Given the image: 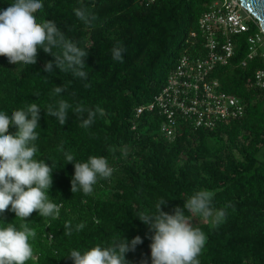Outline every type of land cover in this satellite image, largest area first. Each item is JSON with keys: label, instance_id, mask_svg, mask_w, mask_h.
I'll return each mask as SVG.
<instances>
[{"label": "trees", "instance_id": "1", "mask_svg": "<svg viewBox=\"0 0 264 264\" xmlns=\"http://www.w3.org/2000/svg\"><path fill=\"white\" fill-rule=\"evenodd\" d=\"M212 1L41 0L44 9L36 14L38 22L55 21L66 38L88 49L86 80L61 73L55 65L54 75L44 72L45 62H54V57L42 49H38L37 63L27 68L0 56V111L11 114L31 102L41 107L36 159L54 166L48 195L62 205L57 219L37 212L26 218L25 226L37 233L30 238L34 254L26 264H73L67 257L73 249L83 252L136 236L143 243L126 259L130 264L144 260L151 264L152 233L139 221L138 213L154 211L164 198L168 203L162 210L171 214L198 190L214 191L217 209L229 202L233 206L227 209L226 222L216 228L210 220L193 219V225L207 236L200 264H264V89L253 81L255 69L264 67V62L259 56L247 58L244 34L236 36L230 62L214 72L221 88L240 99L241 117L212 128H194L189 121H180L169 139L161 130L162 113L145 110L136 116L135 112L158 93L182 54L195 57L202 52L198 21ZM12 2L0 0V10ZM82 5L97 16L95 26L86 27L75 16L73 9ZM117 44L126 49L123 63L112 59L111 50ZM63 84L67 90L53 96L52 89ZM58 99L73 109L78 104L92 110L99 106L105 114H98L90 127L83 128L69 109L61 126L44 110ZM9 131L14 133L16 128ZM125 146L126 158L121 153ZM65 152L77 162L106 156L115 169L112 178L98 181L90 195L73 193L75 168L65 164ZM0 221V227L24 225L11 211ZM66 222L73 229L79 223L85 228L67 236Z\"/></svg>", "mask_w": 264, "mask_h": 264}, {"label": "clouds", "instance_id": "2", "mask_svg": "<svg viewBox=\"0 0 264 264\" xmlns=\"http://www.w3.org/2000/svg\"><path fill=\"white\" fill-rule=\"evenodd\" d=\"M43 9L41 0H13L9 7L0 10V56L6 57L10 64L27 68L37 63L38 49H42L54 57V62H45L44 72L54 75L55 65L61 73H71L73 77L86 80L88 49L66 38L55 21L44 19L38 22L36 14ZM73 12L84 26H95L97 16L88 8L82 5L74 8ZM125 51L122 45L113 46L112 59L123 63L122 54ZM44 79L48 82V77ZM84 86L91 87L90 84ZM66 90L64 84L56 86L52 95L59 96ZM34 95L39 96V93ZM69 109L81 121L83 128L90 127L98 114L101 117L105 114L99 106L92 110L78 104L73 109L64 99L48 103L44 110L48 117H55L63 126ZM40 112L41 107L35 102L25 103L23 108L13 110L11 114L0 111V217L11 211L16 219L24 222L21 229L12 223L0 227V264H26L31 260L34 249L30 238L35 239L37 233L25 226L28 223L26 218L37 212L43 218L57 219L62 207L48 195L54 183V166H49L44 159H36L39 152L36 144L39 133L36 129L41 119ZM85 112L86 119L83 118ZM12 127L16 128L14 133L9 131ZM121 153L127 157L126 146ZM64 156L65 164L72 163L75 168L71 180L73 193L82 191L84 195L92 194L98 181L111 179L115 171L106 156H89L86 162L75 161L74 155L68 152ZM214 196V191L198 190L184 201L183 207L176 206L171 214L162 210L161 206H167L168 199L161 198L154 211L138 213L139 221L147 225L152 233L151 264H200L198 257L202 254L207 236L193 225V219L210 220L211 226L216 228L226 222L227 209L233 207L229 202L223 208H215ZM84 228V223L77 224L73 229L71 222H66L64 235L71 236L73 231L80 232ZM142 243L140 236L131 241L122 237L107 247L96 245L83 252L73 249L67 257L73 264H130L126 254L134 252ZM141 264H147V260Z\"/></svg>", "mask_w": 264, "mask_h": 264}, {"label": "built area", "instance_id": "3", "mask_svg": "<svg viewBox=\"0 0 264 264\" xmlns=\"http://www.w3.org/2000/svg\"><path fill=\"white\" fill-rule=\"evenodd\" d=\"M198 29L202 52L195 57L182 54L158 93L135 109L136 116L145 110L162 113L165 121L161 130L169 139L180 121L187 120L194 128H212L220 121L243 115L240 99L224 91L214 75L218 66L228 64L234 56L236 36L244 34L247 58L259 56L264 62V31L240 0L212 1L200 16ZM253 79L257 87L264 89V67L255 69Z\"/></svg>", "mask_w": 264, "mask_h": 264}, {"label": "water", "instance_id": "4", "mask_svg": "<svg viewBox=\"0 0 264 264\" xmlns=\"http://www.w3.org/2000/svg\"><path fill=\"white\" fill-rule=\"evenodd\" d=\"M242 5L250 11L259 21L264 31V0H240Z\"/></svg>", "mask_w": 264, "mask_h": 264}, {"label": "rangeland", "instance_id": "5", "mask_svg": "<svg viewBox=\"0 0 264 264\" xmlns=\"http://www.w3.org/2000/svg\"><path fill=\"white\" fill-rule=\"evenodd\" d=\"M198 219H199V220H202V218H199V217H198ZM203 220H204V219H203Z\"/></svg>", "mask_w": 264, "mask_h": 264}]
</instances>
